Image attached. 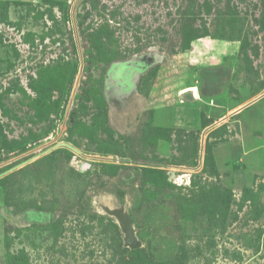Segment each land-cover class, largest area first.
Wrapping results in <instances>:
<instances>
[{"label":"rangeland","instance_id":"374dc122","mask_svg":"<svg viewBox=\"0 0 264 264\" xmlns=\"http://www.w3.org/2000/svg\"><path fill=\"white\" fill-rule=\"evenodd\" d=\"M0 264H264V0H0Z\"/></svg>","mask_w":264,"mask_h":264},{"label":"water","instance_id":"95a60500","mask_svg":"<svg viewBox=\"0 0 264 264\" xmlns=\"http://www.w3.org/2000/svg\"><path fill=\"white\" fill-rule=\"evenodd\" d=\"M115 214L120 219L121 227L123 231L125 232V243L132 248L138 247L140 243L134 236V232L131 227L129 218L124 213H121V212H117Z\"/></svg>","mask_w":264,"mask_h":264}]
</instances>
